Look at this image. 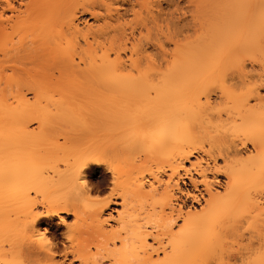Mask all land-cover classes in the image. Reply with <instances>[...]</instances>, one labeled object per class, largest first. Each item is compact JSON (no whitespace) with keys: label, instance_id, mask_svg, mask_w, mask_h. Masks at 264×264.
I'll return each instance as SVG.
<instances>
[{"label":"bare ground","instance_id":"obj_1","mask_svg":"<svg viewBox=\"0 0 264 264\" xmlns=\"http://www.w3.org/2000/svg\"><path fill=\"white\" fill-rule=\"evenodd\" d=\"M16 1L7 0V9L17 11ZM21 6L38 33L13 48L11 57L24 66L4 88L17 104L0 129V264H201L227 252L230 238H240L232 245L238 250L248 241L252 264H264V0H28ZM82 15L94 21L83 26ZM228 66L237 75L227 78ZM238 84L244 90L230 92ZM212 86L222 91L219 102L208 93ZM27 92L57 104L77 95L142 104L154 93L183 100L140 119L147 126L140 133L118 117L76 124L73 114L59 111L52 121L29 109ZM213 121L236 137L219 135L206 147L197 128ZM34 122L37 134L29 129ZM168 145L175 152L147 178L140 153L156 157ZM197 152L208 157L206 166L187 169ZM98 174L113 186L104 199L99 193L107 186L91 184ZM186 178L192 189L181 186ZM20 203L22 243L12 218ZM62 214L74 222L66 224ZM54 217L67 229L106 238L105 252L101 244L92 251L86 238L61 248L52 235ZM110 219L121 229L109 231Z\"/></svg>","mask_w":264,"mask_h":264},{"label":"rangeland","instance_id":"obj_2","mask_svg":"<svg viewBox=\"0 0 264 264\" xmlns=\"http://www.w3.org/2000/svg\"><path fill=\"white\" fill-rule=\"evenodd\" d=\"M28 0H17L15 2L18 10L17 11H11L9 9H7V0H0V72H2L4 74V79L0 78V129L3 126V124L7 121L8 118V114L10 112V108L12 103L17 104L16 101H14L15 99L13 98V95L11 93V90H4L5 85H6V81L10 80L18 71L20 67L24 66V61L18 57L12 58L11 57V53L13 48H15L16 46H18L21 41L23 39H31L34 37V35H36L38 33V29L36 27L33 26H29L26 22H25V18L27 17V11H26V7L25 6H21V4L26 3ZM165 7L167 6L166 4L164 5ZM132 14L130 13L129 16L125 18L126 23H128V20L130 18H132ZM94 20L90 18L89 15H82L80 17V23L81 25H85L86 22H93ZM131 21V19H130ZM125 22V21H124ZM83 25V26H84ZM29 64V65H28ZM166 63L163 64V66H165ZM27 67H31L32 65L30 63H26ZM31 65V66H30ZM168 65V64H166ZM168 66H165L163 71L168 70L167 69ZM227 69H225L226 71H224V68L222 69L225 72V76L230 77L233 74L237 75L236 73V69L234 67H225ZM231 69V70H230ZM233 69V70H232ZM236 73H235V72ZM223 72V75H224ZM221 73V70H220ZM216 74H218V72H216ZM219 75V74H218ZM217 76V75H216ZM229 81H228V85H229ZM229 86H232L231 84ZM212 89L209 90V94L211 93V98H213L212 100L219 102L221 100L222 96V91L218 86H213L211 87ZM243 88V89H242ZM236 91H242L244 90V85L242 84H238L235 85L234 89L232 88V90H230V92ZM246 90V88H245ZM264 92V90H263ZM242 92L236 93V94H240ZM220 94V95H219ZM153 100L152 103L149 104H145V103H139V102H131L128 100H116V101H109V100H105V99H89L86 98L82 95L78 96L74 99L71 100V102H63L61 104H57L55 101L52 102L53 100L49 99V97H43L42 100H38L35 95L33 93H28L27 92V98L29 100V102L31 103V106L33 107H29V109H33L35 110V112H39V113H46L48 116H50V120L52 121H56L57 117V113L60 112H69L71 114H73L72 120L76 123L78 121V124H88L91 123L92 120L96 121V120H100L99 122H102L105 120L107 121L108 119L112 122L114 121V119L117 121L118 119L116 117L119 118V120H121L120 122L123 124L126 123V120L128 121L127 124L128 127H131L132 125L134 126L135 123V127L138 129L139 127L142 128H146V124L143 123V119H145V117H147V115H151L152 113H162L169 104H172L173 107L178 106L182 103L183 97L181 94H172V95H166L163 98L160 99V96H156V94L154 93ZM160 95V94H158ZM169 96V97H167ZM49 99L48 101L45 100ZM54 98H59V96H56ZM159 98V99H158ZM206 98V94L202 93L201 94V99L205 100ZM155 99H158L155 100ZM158 102V103H157ZM35 104V105H33ZM20 109L22 108L19 107ZM60 111V112H59ZM44 113V115H46ZM56 113V114H55ZM164 113V112H163ZM56 115V116H55ZM54 117V118H53ZM134 118V119H133ZM89 119V120H88ZM105 119V120H103ZM141 119V120H140ZM58 120V119H57ZM77 120V121H76ZM136 120V121H135ZM85 121V122H84ZM87 121V122H86ZM96 121V122H98ZM107 121V122H110ZM134 123H133V122ZM200 121V119L198 120ZM202 121V120H201ZM200 121V122H201ZM57 122V121H56ZM119 122V121H118ZM119 122V123H120ZM125 122V123H124ZM131 122V123H130ZM140 124H138V123ZM199 122V123H200ZM53 123V122H52ZM137 123V124H136ZM202 123V122H201ZM212 123V124H209ZM208 124L203 123V126H199L198 125V133H200L199 135H201V139L203 138L202 142L205 143L206 147L210 148L209 145H211L210 143H208V141L210 140V138H212L214 140V142H216L217 140L220 141V137L219 135H224L222 134V130L220 131V128H218L217 122H209ZM55 124V123H53ZM77 124V123H76ZM132 124V125H130ZM126 125V124H125ZM146 126V127H144ZM53 127V125H52ZM51 127V128H52ZM134 130L132 131H135ZM197 127V125H196ZM218 128V129H217ZM29 129L31 131H34L36 134L39 133V127L37 123H32L29 127ZM131 129V128H130ZM138 129L137 132H139ZM142 129L140 133H142V131L144 130ZM200 129V131H199ZM219 130V131H218ZM56 131V130H55ZM55 131L53 130V133H55ZM217 131V132H216ZM131 132V130L129 131ZM134 132V133H137ZM220 132V133H218ZM57 133V132H56ZM132 132V134H134ZM139 133V136H140ZM231 132H228V135ZM218 134V135H217ZM52 136H55L56 134H52ZM136 135V134H134ZM217 137H216V136ZM125 136V135H124ZM131 136V134H130ZM138 137V135H136ZM213 136V137H212ZM227 136L226 134L224 135V137ZM235 138V135L230 134V136H227L229 138ZM134 136L132 135L131 138H133ZM241 137V136H240ZM130 137L127 136V140H129ZM130 138V139H131ZM136 138V137H134ZM133 138V139H134ZM229 138H227L226 140H228ZM126 138H124L125 140ZM133 139L129 140V141H133ZM211 139V141H212ZM216 139V140H215ZM238 139V137H237ZM213 142V143H214ZM212 143V142H211ZM174 149V148H173ZM171 146H167L166 148L163 149V151L157 155L156 157H152V156H147V154L145 152H141L140 156L138 159V164L142 165L144 168V173L143 175H145L147 178H149V174L150 171H157L158 168L162 165L161 163L165 162V160L168 158V156L170 155V153H172L171 151H173ZM175 152V150L173 151V153ZM244 152H249V154L251 153L250 150H244ZM203 152H197L189 162H185V166H187L188 168H192V164L196 163V164H201L202 167L206 166V161L208 159V157L204 154H202ZM243 154V157H247L248 153H240ZM237 155V156H240ZM142 155V156H141ZM242 156V155H241ZM241 157V158H243ZM219 163H222V160H218ZM21 169H24V167H21ZM200 169V166L197 168ZM185 170L181 171V174H184ZM192 174L194 176V178H196L197 180H200V177L198 176V174L196 173V171H192ZM100 174H98L97 176H95L94 178H91V184L97 188V189H104L106 186V189L102 190L99 195L101 196L102 199L106 198L113 186L112 184H107V185H103L100 181ZM163 179H166L167 176L166 175H162L161 176ZM209 177L214 179V174L213 173H209ZM219 180L221 182H224L225 177L220 175L218 176ZM214 181V180H213ZM186 183L181 182V186L186 189L187 187H189L190 189H192L191 185H190V181L188 178L185 179ZM217 187V185H216ZM179 194V196H182V198L184 200L187 201V204L191 205L192 204V200L191 198H187L184 197L183 195H181L180 193H177V195ZM192 201V202H191ZM198 208H200V205H198L197 203L195 204ZM113 208L116 210H122V207L120 205H113ZM17 214L13 215L12 218H15V222H17V241L22 243V235H23V227L21 224V221H23L24 219V214H25V208L23 206V203L18 204L17 206ZM39 209H42L41 207ZM111 211L109 210L106 214V217L110 216ZM113 215L116 216L117 213L113 212ZM63 217L68 218L67 219V223L66 224H72L74 222V217L73 216H67V214H62ZM159 217L156 218V220H158ZM111 220V219H110ZM149 220L140 218L139 223L141 224H146ZM183 222L178 221L177 224L174 226V232H178L181 225ZM54 230H52V235H54V237L56 236L59 239V243L61 248H63V246L65 245H71L72 241H80L81 239H88V242L90 243V249L92 251H97L98 249V244H101V247L99 248L102 252H105V243L106 238L103 237H96L95 235H93L91 232H87L86 230L83 229H78V228H72V229H67L66 226H64L65 224L61 223V220L59 217H54ZM107 229L109 231H118L121 229V226L119 224H117L116 221L111 220L109 221V224H107ZM50 234V236H52ZM164 237V236H163ZM166 237V236H165ZM164 237V240H166V238ZM240 238L234 239V238H230L228 240V242L224 245L225 249L228 248L227 252L225 251L224 254L218 256L216 254L217 257L213 256L211 258H208L207 261L204 264H252L251 260V248L248 247V241L245 242V248L238 250L237 247L233 248V242H236V240L238 241ZM236 246V245H235ZM109 248H113V246H109ZM223 249V250H225ZM221 251V250H220ZM229 251V252H228ZM219 252V249L218 251ZM221 253V252H220ZM62 254H60V256L57 257V260L59 261H63L64 257ZM220 260H219V258ZM72 258V255H69V259ZM223 258V259H222ZM222 259V260H221ZM68 260V259H67ZM68 263V262H67ZM104 264H110L107 260H105L103 262ZM201 263V264H203ZM78 264V263H76Z\"/></svg>","mask_w":264,"mask_h":264}]
</instances>
